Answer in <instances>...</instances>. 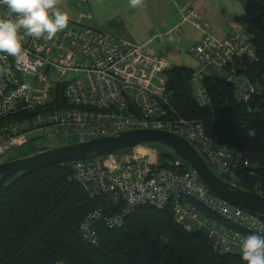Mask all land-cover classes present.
Listing matches in <instances>:
<instances>
[{
  "label": "built area",
  "instance_id": "obj_1",
  "mask_svg": "<svg viewBox=\"0 0 264 264\" xmlns=\"http://www.w3.org/2000/svg\"><path fill=\"white\" fill-rule=\"evenodd\" d=\"M5 12L0 5V16ZM184 14V19L204 26L195 9L188 7ZM79 16L71 17L52 40L22 34L18 56L0 53V158L41 136L82 141L151 128L185 137L228 183L241 186L246 175L256 173L241 149L215 141L200 119L179 112L169 94L170 59L90 26L85 22L93 16L89 9ZM203 34L190 47L202 64L189 79L196 103L212 105L204 79L213 69L234 81L237 103H249L256 86L237 71L259 59L253 33L237 30L223 38L207 30ZM120 153L70 161L76 177L94 187L92 193L107 192L126 201L120 214L109 217L99 209L89 214L81 227L90 242L98 239L95 220L121 226L126 213L148 203L158 208L172 203L176 221L189 231L204 230L220 253L241 254L243 237L264 235L263 216L216 195L190 165L181 170L184 162L178 157L163 165L156 152ZM255 190L264 195V190Z\"/></svg>",
  "mask_w": 264,
  "mask_h": 264
},
{
  "label": "trees",
  "instance_id": "obj_2",
  "mask_svg": "<svg viewBox=\"0 0 264 264\" xmlns=\"http://www.w3.org/2000/svg\"><path fill=\"white\" fill-rule=\"evenodd\" d=\"M238 20L244 31L253 33L259 56L237 71L256 86L249 103H237L234 81L213 71L204 79L212 105L201 107L189 81L193 68L172 65L166 74L179 112L200 119L215 141L230 142L244 152L256 173L246 175L241 185L257 191L264 190V0H245ZM13 151L6 159L38 149L31 140ZM160 153L166 160L179 158L171 150ZM182 161L181 170L189 164ZM93 188L76 177L70 161L32 168L6 182L0 187V264H246L239 253L216 251L204 230L184 229L172 203L137 205L114 228L105 218L95 220L98 239L90 242L81 227L89 214L99 209L111 217L126 205L111 193H92Z\"/></svg>",
  "mask_w": 264,
  "mask_h": 264
},
{
  "label": "crops",
  "instance_id": "obj_3",
  "mask_svg": "<svg viewBox=\"0 0 264 264\" xmlns=\"http://www.w3.org/2000/svg\"><path fill=\"white\" fill-rule=\"evenodd\" d=\"M127 3L128 0H56V7L74 19L89 9L93 16L85 22L90 26L143 45L152 54L170 59L173 65L193 69L202 64L191 55L190 47L200 41L204 30L223 38L245 28L238 20L245 12V0H139L135 9H128ZM188 7L198 12L203 27L184 19Z\"/></svg>",
  "mask_w": 264,
  "mask_h": 264
},
{
  "label": "water",
  "instance_id": "obj_4",
  "mask_svg": "<svg viewBox=\"0 0 264 264\" xmlns=\"http://www.w3.org/2000/svg\"><path fill=\"white\" fill-rule=\"evenodd\" d=\"M146 143H161L170 147L172 152L196 170L202 181L216 195L264 217V195L249 190L243 185L228 183L222 176L213 171L194 144L176 132L162 129L134 128L122 130L119 133L65 143L27 156L6 159V161L0 162V187L5 185L7 179L12 175H19L30 171L32 168L53 163H65V161H77L78 159L88 160Z\"/></svg>",
  "mask_w": 264,
  "mask_h": 264
},
{
  "label": "clouds",
  "instance_id": "obj_5",
  "mask_svg": "<svg viewBox=\"0 0 264 264\" xmlns=\"http://www.w3.org/2000/svg\"><path fill=\"white\" fill-rule=\"evenodd\" d=\"M139 0H128L127 8L138 7ZM6 12L0 16V53L18 56L22 50V34L52 40L64 30L70 15L56 7V0H0ZM246 264H264V235L252 233L239 244Z\"/></svg>",
  "mask_w": 264,
  "mask_h": 264
},
{
  "label": "rangeland",
  "instance_id": "obj_6",
  "mask_svg": "<svg viewBox=\"0 0 264 264\" xmlns=\"http://www.w3.org/2000/svg\"><path fill=\"white\" fill-rule=\"evenodd\" d=\"M214 71V70H213ZM212 71V72H213ZM216 71V70H215ZM219 74H224L223 72L220 71H216ZM262 89L264 90V85L262 87ZM92 138V137H89ZM81 138H76V139H68V138H63L60 136H53L52 138L49 137H45V136H41L39 138H35L32 141V145L36 146L38 151H41L42 149H47V148H53V146H60V145H64L65 143H71V142H76V140H80ZM171 148L167 147L166 145H163L161 143H146V144H141V145H137L134 146V148L131 149H126L123 148L122 153H120V155H124V154H129V155H134L135 153L137 154H141V153H152V154H156L157 153V158L161 157V162H166V159H164L161 156V151H164L165 153L170 152ZM172 151V150H171ZM156 152V153H155ZM15 155V152L13 150H10L8 153H6V155H4L3 157L0 158V160H6V158L12 157ZM179 161H182V159L179 157L177 158ZM189 165V164H188ZM16 175H12L11 177H9L7 179V182L11 181ZM223 176V175H222ZM223 178H226V176H223Z\"/></svg>",
  "mask_w": 264,
  "mask_h": 264
}]
</instances>
